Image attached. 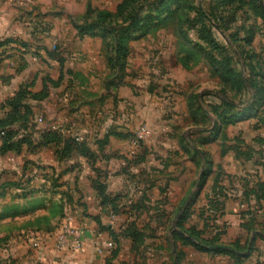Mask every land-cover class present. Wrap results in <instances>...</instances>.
<instances>
[{
  "label": "rangeland",
  "instance_id": "374dc122",
  "mask_svg": "<svg viewBox=\"0 0 264 264\" xmlns=\"http://www.w3.org/2000/svg\"><path fill=\"white\" fill-rule=\"evenodd\" d=\"M257 3L264 0H65L55 7L58 16L40 11L30 19L24 12L20 15L28 18L34 39L47 40L41 56L51 60L47 75L54 78H49L54 85L49 83L48 122L59 119L65 126V120L70 122L68 107L87 103L77 121L90 132L94 122L110 118L115 103H131L120 114L123 119L131 109L127 130L137 138L136 150L151 146L158 153L155 166L176 170L166 175L139 172L142 188L155 185L157 191L166 186L172 193L166 205L120 209L127 223L143 234V248L136 256L140 264L156 263L146 253L159 246L169 251L175 247L181 256L195 251L187 236L207 251L223 246V217L238 215L235 205L244 199L243 184L260 177L253 169L254 162L264 164V20L254 10ZM99 12L105 15L99 18ZM149 17L160 25L145 33L135 30ZM52 24L59 36L47 31ZM83 26H92V33L79 34ZM38 51L28 54L40 56ZM74 70L86 71V81L65 75ZM215 70L232 73L221 77ZM242 80L254 87H244ZM179 194L181 206H168ZM4 199L0 264H28L33 249L42 245V233L57 231V247L66 218H78L75 204L67 202L65 208L57 196L50 209L25 215L5 210ZM110 212L106 214L113 219L116 215ZM209 256L200 255L196 264H210Z\"/></svg>",
  "mask_w": 264,
  "mask_h": 264
},
{
  "label": "crops",
  "instance_id": "0c3cea01",
  "mask_svg": "<svg viewBox=\"0 0 264 264\" xmlns=\"http://www.w3.org/2000/svg\"><path fill=\"white\" fill-rule=\"evenodd\" d=\"M64 2L65 0H0V43L5 40L13 41L0 47V104L12 98L20 88L28 85L29 81H34L28 88V91L33 94L41 92L43 85H46L45 98L25 101L33 113L29 131L31 141L35 145L41 141L44 132L52 131L61 132L67 138L76 136L87 144L94 159L89 161L75 156L73 163L76 164V168L71 170L69 169L71 162L58 159L50 147L32 150L23 146L19 153L0 154V199L5 198L4 201L8 203L4 206L5 210L12 209L14 213L22 215L50 209L51 202L56 196L63 200L65 208L68 203L75 204V213L78 212L76 213L78 218L75 220L71 216L72 219H70L73 226L80 230L79 249H75L73 243L69 242L64 249L59 250L55 244L57 231L54 234L42 233L41 236L44 237L41 241L42 245L33 249V255L29 257L28 264H133L134 262L140 264L136 256L143 247L135 252L131 248L130 240L118 236L119 230L125 226L128 219L121 211L115 214L113 219L107 216V209L101 205L92 187L93 180L97 178L94 169L103 176L106 194L119 197L118 204L120 209L123 208L122 211L130 206L145 207V205H162L163 203L166 205V201L171 200L172 193L166 186L161 189L157 187L158 192L155 185L142 188L143 180L138 178L139 172L146 176L152 173L166 175L175 173L176 170L170 166H155L158 153L153 152L151 146L143 148L141 152L136 150L134 143L138 142L137 138L129 134L133 131L131 128L127 130L130 126L128 121L131 117V109L125 110L127 114L122 115L123 119L120 114V111H124L121 110L122 108L126 106L131 108L133 105L131 103H115L110 118L104 122H94V130L90 132L85 129L86 125L80 126L81 123L77 121L84 111L83 106L87 103L68 107L70 122L65 120V126L59 119L54 123L46 120L52 89L46 79H54L47 75L50 71L47 63L51 64V60L41 56L43 45L47 40L34 39L29 32L31 28L26 20L36 15L38 11L43 15L58 16L60 13L55 10V7ZM23 12L27 19L20 16ZM58 29V26L53 24L47 27L50 36H59ZM61 41H65V36L61 37ZM21 44H24V47ZM36 49L39 50L40 56L28 54L29 51L33 52ZM65 75H71L72 78L83 81H86L89 76L82 70L67 72ZM82 90L84 87L81 88ZM65 98H67L66 94ZM38 117L41 119L40 122H37ZM150 161L153 166H150L152 164ZM245 161L248 163L251 159L248 158ZM253 169L254 173L258 172L260 177L248 179L243 184L244 199H240L235 205L238 215L227 214L223 217V221H227V227L222 239L223 246H232L237 243L238 247L243 248L247 242L252 243L250 250L243 253L242 263L264 264V199L257 198L262 194V191L258 192L257 184L264 183V164L254 162ZM165 182H171V180H165ZM158 183H160L159 180ZM249 189L255 190L257 195L247 194ZM151 192L154 193L153 198L150 197ZM172 197L176 202L168 203V206H181V195ZM50 223H53L52 219ZM111 231L118 239V252L114 257H111V250L108 249V244L112 243ZM168 251V248L159 246L157 250L148 249L146 255L156 261L154 264H175L177 259L180 260L176 264H196L202 254L210 255L208 257L210 264L221 260L225 264H234L228 256L215 254L210 251V248L205 251L206 253L190 249L185 256L181 257L178 256L175 247Z\"/></svg>",
  "mask_w": 264,
  "mask_h": 264
},
{
  "label": "trees",
  "instance_id": "16d2710c",
  "mask_svg": "<svg viewBox=\"0 0 264 264\" xmlns=\"http://www.w3.org/2000/svg\"><path fill=\"white\" fill-rule=\"evenodd\" d=\"M259 2L261 0H255V2ZM254 10L261 16L264 20V4L257 3L254 6ZM127 8V7H126ZM105 13L99 12L98 17L101 18ZM157 19L149 17L145 20V22H140V26H137L135 30L147 32L150 29L160 25L159 23L153 24ZM142 23V24H141ZM139 25V24H138ZM93 27L92 26H83L78 28L79 34H89L92 33ZM121 37L117 39L118 44L120 45ZM12 40H5L4 42L0 43V47L6 44L12 43ZM15 43V42H14ZM24 47V44H21ZM125 59L119 62V65L122 67L124 66ZM213 67L215 65L214 60H211ZM216 69V68H215ZM216 73H219L215 70ZM230 70H226L224 73H219L218 76H223L231 74ZM228 79L229 78H224ZM46 82L53 84L54 82L49 78L46 79ZM242 84L244 87L253 88L254 84H249L247 81L242 80ZM25 85V87L20 88L15 95L10 98L9 100L5 101L4 103L0 104V154L3 155L7 152H14L19 153L23 146H27L32 150L41 147H52L54 149V155L58 159L66 160V161H73L75 156H79L85 158L89 161H92L94 158L92 151L89 149L87 144L83 141H76L74 138L70 137H63L58 132H44L41 136V141L37 144H33V141L30 139L31 130V120H32V109L29 105L25 103L27 99L33 100H41L47 96V88L44 85L41 92L33 94L28 91V88L31 86ZM246 87V88H247ZM220 103L228 107H233L234 105L227 100H222ZM252 107V106H251ZM251 107H246V110H250ZM19 136H21L19 138ZM75 166H70L69 169H74ZM94 172L97 174L96 180H93L92 187L96 191L97 196L100 199L101 205L104 206L107 211H111L112 214H117L120 211V207L118 204L119 197H111L106 194V186L101 181V174L97 169H94ZM258 192L262 191L260 196L257 198L264 199V183L257 184ZM247 194H256L255 190H248ZM111 242L114 245L113 249L111 250V257H114L118 252V239L117 236L110 232ZM118 236L128 239L131 241V248L133 251L137 252L140 248L139 246L142 244L143 234L133 227V224L128 222L125 224L123 228H121L118 232ZM185 240L189 241L190 244L195 246L197 251H207L205 245L201 244L200 242L193 240L190 236L184 238ZM252 247V243L247 242L243 248L238 247L237 243L233 244L232 246H214L211 252L219 255L228 256L230 259L234 261V264H243L241 259L243 257V253L248 252ZM181 257V254H178ZM178 257V258H179ZM180 259H177L178 262ZM175 262V264H176ZM133 264H138L134 262Z\"/></svg>",
  "mask_w": 264,
  "mask_h": 264
},
{
  "label": "built area",
  "instance_id": "2783aa9c",
  "mask_svg": "<svg viewBox=\"0 0 264 264\" xmlns=\"http://www.w3.org/2000/svg\"><path fill=\"white\" fill-rule=\"evenodd\" d=\"M41 119L38 118L37 122H40ZM79 137L76 138V141H80ZM73 161H71V164ZM109 213V212H108ZM110 215L112 213L110 212ZM80 230L74 226H72L71 219L66 218L64 221V224L61 227L60 233L58 235V241H57V248L59 250L64 249L69 242H72L75 249H79L80 247ZM114 245L112 243L108 244V249L112 250Z\"/></svg>",
  "mask_w": 264,
  "mask_h": 264
}]
</instances>
